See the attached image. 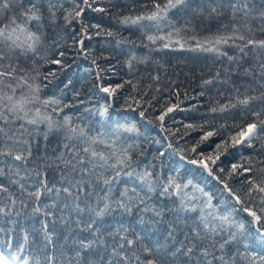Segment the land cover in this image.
<instances>
[{"label":"snow or ice","instance_id":"1","mask_svg":"<svg viewBox=\"0 0 264 264\" xmlns=\"http://www.w3.org/2000/svg\"><path fill=\"white\" fill-rule=\"evenodd\" d=\"M83 4L91 8L89 0H83ZM151 4L149 14L124 17L120 22L138 25L148 20L155 22L159 29L160 21L167 20L172 30L162 35H148V41L153 44L160 41L162 49L178 46L183 50L188 40H194V47L188 50L226 57L229 62H236L238 67L251 51L258 63L245 68L243 75L251 76L254 69H258L264 78V60L260 59L264 55V39H254L248 35L253 33L249 22L252 13L249 0H232L229 7L233 19H236L237 13L241 14L239 22L232 24L230 32L217 33L204 40L186 35L189 30L194 31L191 21L176 27L168 19L171 11L186 6L188 0H164L163 3L151 0ZM13 7L10 0H0V220H10L13 215L19 217L29 207L31 215L43 219L39 221V229L22 233L20 243L9 241L0 249V264H264V255L232 248L241 244L245 250L249 247L240 239L245 234V223L232 219L233 212L237 211L251 218L247 223L254 226L256 234L264 241V169L259 170V177H246L244 181L249 186L246 195L250 202L247 204L226 180L213 171L229 147L241 144L251 147L253 141L260 137L264 132L261 113H252L256 117L254 122L233 125L237 129L235 133H229L216 144L214 153H198L199 159L189 161L222 184L223 191L240 206L231 211L218 212L212 203V195L199 185L165 174L154 164L141 166L134 159L136 147L133 143H127L122 134H136L135 125L121 126L117 123L110 131L97 130L93 134L90 127L74 123L72 115L61 116L65 109L73 105L63 103L61 98L55 96L42 95L47 86L42 81L48 80L52 73L44 75L39 70L41 60L62 64V60L47 61L46 57L39 55L46 39L45 22L55 24L59 19L57 10L49 3L45 12L38 4H25L24 0H19L17 11H13ZM218 8L219 5L212 2L208 4L209 18L221 15ZM92 10L104 11L103 8ZM83 11L80 5L67 11L63 17L65 23L81 17ZM193 12L201 15L204 8L201 6L193 9ZM251 19H259L262 23L258 30L264 32V11L258 16H251ZM78 43L82 45L83 41ZM221 46L235 48L240 56L229 55ZM58 55L63 57L65 53L61 51ZM135 59V56L131 57L129 68L132 67L131 60ZM219 76L217 72L216 78ZM97 79H101L99 73ZM152 79L158 80L159 77L153 76ZM212 82L211 79L205 80L202 87ZM127 83L131 84V81ZM97 87L100 92L114 96L123 85ZM132 87L134 91L138 90L136 85ZM258 99L260 97L243 95L241 98L238 95L235 103L230 101L226 105L212 107L210 111L223 113L237 106L247 109ZM129 101L139 104L136 97L129 96L125 100L128 108L132 107ZM109 107L102 106L98 110L101 118L108 117ZM178 107L162 106L156 117L162 129L165 118ZM139 115L145 117V111H140ZM185 128L203 131V126L188 124ZM221 128L227 131L225 126ZM219 134L220 131H204L197 146L190 151L196 153L200 143ZM50 135L60 137L58 144L50 154L45 146L44 155L36 156L34 149L39 146L38 138L42 136L46 142ZM32 161L37 163L30 168ZM218 171L224 173L225 169L219 167ZM252 171L244 164H232L226 175L232 177L251 174ZM50 172L58 174L57 182L49 180ZM154 195L171 200L173 206L158 205L153 200ZM60 212L66 214L58 215ZM72 214L77 219L73 220ZM117 216L121 219L116 220ZM166 216L171 219L165 221ZM110 218L116 223L108 224ZM161 224L166 225L164 240H153L155 231L150 229H158ZM58 227L78 230L80 236L70 245L58 247ZM31 245H35L36 255H22ZM13 248L15 251H12ZM97 248H101L106 255L97 259L99 253L93 255Z\"/></svg>","mask_w":264,"mask_h":264},{"label":"trees","instance_id":"2","mask_svg":"<svg viewBox=\"0 0 264 264\" xmlns=\"http://www.w3.org/2000/svg\"><path fill=\"white\" fill-rule=\"evenodd\" d=\"M160 2L163 3L164 0ZM210 2L219 5L218 11L221 15L209 18L208 4ZM231 2L232 0H188L186 6L171 11L168 19L176 27L191 21L194 31L189 30L186 35L195 36L197 40H204L217 33L230 32L232 24L239 22L241 14L237 13L236 19H233L232 10L229 7ZM10 3L14 5L13 11L19 9V0H10ZM24 3H36L45 12L51 3L57 10L56 15L59 19L56 23L45 22L46 39L39 55L46 57L47 61L62 60V64L41 60L39 70L44 75L52 73L48 80L42 81L47 85L42 95L55 96L61 98L63 103L73 105L65 109L64 113L60 114L61 116L72 115L74 123L90 127L93 134L97 130L110 131L117 123L124 126L135 125L136 134L124 133L122 136L127 143L135 145L134 159L139 161L141 166L154 164L165 174L175 175L178 180L185 182L191 180L193 184L199 185L205 192L212 195V203L218 212L237 208L234 200L226 191H223V186L217 180L210 177L198 165L179 163L176 158L171 157L167 152L166 140L159 133L141 130V121L136 112L145 111V122L153 127H160V122L156 120V117L162 106L179 105L165 118L163 129L160 127L172 145L171 149L187 160L200 158L198 153L212 154L216 150V144L220 143L229 133H235L237 129L233 125H245L256 121L253 112H260V119H264V78L261 77L258 69H254L251 76L243 75L245 68L257 65L258 61L254 53L249 51V55L238 67L236 62H229L226 57H217L209 52L188 50L189 47H194V40H188V45L183 50L178 46L162 49L160 41L153 44L148 41L147 36L162 35L171 31L167 20L160 21L159 29L155 26V22L148 20H143L138 25H125L120 22L124 17L149 14L152 10L151 0H89L92 8H103L104 11H91L86 14L84 27L79 24L78 18L67 24L63 19L67 11H71L76 5L82 6L80 0H24ZM201 6L204 8L203 14L196 15L193 9ZM249 7L252 8L251 16H258L261 11H264V0H249ZM251 16L249 22L253 33L248 35L254 39H264V32L258 30L262 22L259 19H251ZM94 25H99V27H94ZM82 27L86 31V37L80 48L78 42L83 36L80 31ZM237 43L241 42L237 41ZM221 47L229 55L240 56L235 48ZM81 50H83L82 55ZM61 51L65 53L63 57L58 55ZM132 56L136 59L131 60L132 67L129 68L128 62ZM260 59L264 60V55ZM93 60L96 61L95 64ZM217 72L220 73L218 79L216 78ZM97 73L100 74L101 79L99 80L103 86L109 83H114L115 87L123 85L112 96L113 107L110 106L109 97L99 93L97 87L99 80L95 76ZM153 76H158L159 79L153 80ZM209 79L213 82L202 87L203 81ZM127 81H131V84ZM132 85H136L138 90L134 91ZM238 95L241 98L243 95L257 96L260 99L253 101L247 109L237 106L223 113L210 111L212 107L226 105L230 101L235 103ZM129 96L136 97L139 104L129 101L132 107L128 108L125 100ZM106 105L110 106L108 117L101 118L98 110ZM117 109H133L134 111L124 114L116 112ZM150 120L153 122L149 123ZM188 124L203 126V131L185 128ZM222 125L227 128V131L221 128ZM204 131H220L221 134L200 143L197 152L192 153L190 149L197 146ZM59 140L60 137L57 135H50L46 142L42 136L39 137V146L34 149L35 155L43 156L45 146L50 154ZM36 163L32 161L29 167H35ZM177 164H179V169L176 167ZM232 164H244L245 167H251L253 171L251 174L228 177L226 173ZM219 167H223L225 172L220 173ZM260 169H264V132L253 141L251 147L244 144L229 147L225 155L217 161L213 171L215 175L226 180L229 187L247 204L250 202L246 195L249 186L244 181L246 177H259ZM49 180L57 182L58 174L50 172ZM13 191L16 189L13 188ZM153 200L158 205H166L169 208L173 206L171 200L157 195L153 196ZM61 214L66 213H58V215ZM41 219L43 217L31 215V207H29L19 217L13 215L10 220H0V249H3L9 241L14 240L15 243H20L21 235L25 230L32 231L40 228ZM72 219H77L75 214H72ZM120 219L119 216L116 217V220ZM170 219V216L165 217V221ZM232 219L245 223V234L240 239L249 245L247 250L242 244L233 245L232 248L238 247L241 252L264 255V241L254 233L253 225L247 223L251 218L237 211L233 212ZM116 220L110 218L108 224H115ZM137 227L146 226L137 225ZM73 229L57 228L58 247L63 248L66 244L70 245L72 240L79 238L78 230ZM150 231H155V235L152 236L153 240L163 241L166 235V225L161 224L158 229H150ZM33 238H35L34 232ZM12 251H15V248ZM97 252L99 256H96ZM22 255H36L35 245L29 246L27 252ZM93 255L99 259L106 253L101 248H97Z\"/></svg>","mask_w":264,"mask_h":264},{"label":"rangeland","instance_id":"3","mask_svg":"<svg viewBox=\"0 0 264 264\" xmlns=\"http://www.w3.org/2000/svg\"><path fill=\"white\" fill-rule=\"evenodd\" d=\"M81 1V7H83L84 8V11H83V13H82V15H81V17H79L77 20H78V22H79V24L81 25V26H85V15L86 14H88L89 12H91V11H93L92 9V7L91 8H89L87 5H84L83 4V0H80ZM81 31V30H80ZM82 32V31H81ZM83 36H82V38L79 40V41H84V39H85V37H86V31H85V29L83 30ZM79 47L81 48L82 47V45H80V43H79ZM83 50H81V55L83 54V52H82ZM94 69L96 70L97 68L94 66ZM97 71V70H96ZM95 76H96V78H97V74H95ZM98 85H102L101 84V82H100V80H99V82H98ZM103 86V85H102ZM104 87H112V88H115V84L114 83H109V84H107V85H105ZM98 90H99V87H98ZM99 93H101V94H104V93H102V92H100L99 91ZM104 95H107V94H104ZM108 96V95H107ZM109 97V100L111 101V107H113V104H112V96H108ZM132 109H127V110H121V109H117L116 110V112H123L124 114H127L128 112H125V111H130V112H132L131 111ZM141 123V122H140ZM247 124V123H246ZM116 125V124H115ZM119 125H121V126H124L123 124H119ZM151 126V125H150ZM157 127H159V126H157ZM141 128V130H144V131H147V132H150V131H154V132H157V133H159L165 140H166V143H167V146L170 144L169 143V140H168V138L165 136V134H164V132H163V130H162V132L160 133L159 131H155V130H145V129H143L142 127H140ZM169 147H167V152H168V154L169 155H171V157H174V158H176L177 159V161L180 163H184L183 161H180V157H182V156H180L179 154H177V152H175L174 150H172L171 149V151H173L177 156H173L170 152H169V149H168ZM199 159V158H198ZM183 160H185V158L183 159ZM187 160V159H186ZM177 168L179 167V164H177V166H176ZM181 167H183V165H181ZM179 169V168H178ZM222 185V184H221ZM223 186V185H222ZM228 194V193H227ZM235 202V201H234ZM236 204V203H235ZM237 206V209L240 207L239 205H236ZM241 213H243V212H241ZM244 214H246V213H244ZM247 215V214H246ZM253 231H254V233H255V230H254V226H253ZM256 234V233H255Z\"/></svg>","mask_w":264,"mask_h":264},{"label":"water","instance_id":"4","mask_svg":"<svg viewBox=\"0 0 264 264\" xmlns=\"http://www.w3.org/2000/svg\"><path fill=\"white\" fill-rule=\"evenodd\" d=\"M81 45V44H80ZM103 93V92H102ZM104 94H106V93H104ZM127 112H129V111H127ZM136 114H137V112H136ZM139 115V114H138ZM139 118H140V121H141V127L143 128V129H145V130H155V131H159L160 133H161V129L159 128V127H153V126H150L148 123H146L144 120H143V118L142 117H140V115H139ZM169 149V148H168ZM169 152L173 155V156H177L173 151H171L170 149H169ZM180 159V158H179ZM181 161H183L182 159H180ZM185 162V161H184ZM256 233V232H255ZM257 235V234H256ZM258 236V235H257ZM259 237V236H258ZM260 238V237H259Z\"/></svg>","mask_w":264,"mask_h":264},{"label":"bare ground","instance_id":"5","mask_svg":"<svg viewBox=\"0 0 264 264\" xmlns=\"http://www.w3.org/2000/svg\"><path fill=\"white\" fill-rule=\"evenodd\" d=\"M132 112L134 111L133 109L131 110ZM127 112V111H126ZM130 112V111H129ZM140 112H137V114H139ZM143 120H144V117H143ZM145 121V120H144ZM161 132H162V130H161ZM170 150H171V148H169ZM180 159H181V157H180ZM183 160V159H182ZM181 161V160H180ZM185 161V163H189V161L190 160H183V162ZM189 164H191V163H189ZM216 180V179H215Z\"/></svg>","mask_w":264,"mask_h":264}]
</instances>
